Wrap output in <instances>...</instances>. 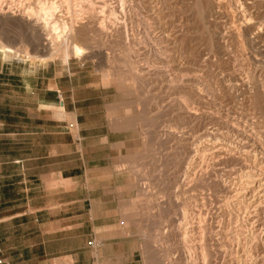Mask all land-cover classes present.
Here are the masks:
<instances>
[{
  "label": "rangeland",
  "instance_id": "rangeland-1",
  "mask_svg": "<svg viewBox=\"0 0 264 264\" xmlns=\"http://www.w3.org/2000/svg\"><path fill=\"white\" fill-rule=\"evenodd\" d=\"M65 2L58 0V11L47 20L44 34H31L16 21H1L0 41L21 49L25 45L30 54H48L34 45L55 32L52 26L63 31L61 20L76 18L73 15L79 12L84 21H91L87 7L78 11ZM108 3L117 5L99 8L104 14L98 23L89 22L90 29L82 35L73 31L80 34L78 43L87 50L83 57L71 54L67 59L68 53L59 52L41 60L25 53L0 52L5 60L37 68L45 98L52 97L48 87L58 86L61 101L76 109V118L72 114L69 118L68 112H58L56 117L77 136L78 213L96 211L95 226L110 227V236L124 243V264H204L207 260L228 264L231 257L237 264H264V229L247 217L251 206L262 200L261 193L256 187L253 200L251 196L243 201L244 197L231 193L240 180L233 183L222 169L233 161L231 153L242 156L229 124L252 127L264 152V63L256 59L264 45V0ZM238 4L239 10L250 7L246 12L253 22H263V31L252 29L258 32L256 45L246 42L234 8ZM233 30L240 38L233 37ZM69 44L58 41L63 49ZM243 60L245 68L240 65ZM242 78L245 85L238 81ZM216 142L223 143L222 165H218ZM191 227L204 236L203 248L195 246ZM186 228L192 233L184 232V240ZM222 229L229 232L224 240L233 241L234 249L242 253L223 257L217 252ZM106 237V233L89 235L87 244L95 255L99 246L94 248L90 242L100 244ZM186 246L193 249L189 252ZM202 252L207 258H202Z\"/></svg>",
  "mask_w": 264,
  "mask_h": 264
},
{
  "label": "crops",
  "instance_id": "crops-1",
  "mask_svg": "<svg viewBox=\"0 0 264 264\" xmlns=\"http://www.w3.org/2000/svg\"><path fill=\"white\" fill-rule=\"evenodd\" d=\"M44 88L36 67L0 54V264H124L112 229L77 211V136L57 118L76 109ZM103 233L95 255L87 240Z\"/></svg>",
  "mask_w": 264,
  "mask_h": 264
},
{
  "label": "bare ground",
  "instance_id": "bare-ground-1",
  "mask_svg": "<svg viewBox=\"0 0 264 264\" xmlns=\"http://www.w3.org/2000/svg\"><path fill=\"white\" fill-rule=\"evenodd\" d=\"M66 2L65 3H68L69 5L70 4H72V8H77L78 9V11L80 10V11H83L84 9H86V7H87V9L85 10L86 11V13H88V15L90 16V20L91 21H93V22H99V20L101 19V16L104 14L103 12L100 14V11H99V8H102L103 10H104V7L105 8H107L109 5H111V4H115V5H117L116 3H111V2H119V0H98V1H96V0H73V1H70V0H65ZM123 4H124V1L123 0H120ZM97 2H99L100 4L98 5L97 4ZM108 2H110L111 4H109ZM128 2V1H127ZM216 2V1H215ZM247 2V1H246ZM68 4H67V6H68ZM109 4V5H108ZM128 4V3H127ZM242 4V3H241ZM244 4V3H243ZM242 4V5H243ZM248 4H249V2H248ZM256 4V3H255ZM106 5H107V7H106ZM234 6H236V5H234ZM234 6H232V8L234 7ZM252 6V5H251ZM122 7V6H121ZM240 7H242L241 5L239 6V4H238V6L237 7H234L235 8V10H237V21L239 22V25H240V27H242L243 29H244V35H246V37H245V39H246V42L248 43V44H255V41L257 40V37H259V36H257L256 37V34H258V32L257 33H255V31L253 32L252 31V29H257L258 31H263L262 30V23L263 22H261V21H259L258 19V21H255L256 19H254V21L255 22H253V20H252V16H250V15H248L247 14V12L246 11H249L250 10V7H249V5H248V9H246V10H244V9H240L239 10V8ZM58 8H59V5H58V0H8V1H6V2H4V1H2V2H0V22L1 21H10V22H13V21H16V22H19L20 24H24L26 27H28V31L31 33V34H34V33H39V34H41V33H43L44 31H45V28H46V26L50 23L49 21H47L48 19H51V18H53V16L55 15V13H56V11H58ZM68 8V7H67ZM70 8V7H69ZM254 8V7H253ZM110 9H111V7H110ZM252 9V8H251ZM75 10V9H74ZM152 10H154L155 11V13H157V9L155 8V9H152ZM254 10V9H253ZM117 11V10H116ZM161 11V10H160ZM67 12V11H66ZM70 12V11H69ZM73 12V11H72ZM77 12V11H76ZM105 12V11H104ZM235 12V11H234ZM251 12V11H250ZM58 13V12H57ZM68 13V12H67ZM85 13V12H84ZM83 13V14H84ZM259 13V12H258ZM257 13V14H258ZM76 14V13H75ZM114 14H116V12H114ZM250 14V13H249ZM252 14V13H251ZM72 15V14H71ZM70 15V16H71ZM260 15V14H259ZM73 16H75L76 18H73V17H69V16H66L67 18H68V20H67V18L64 20H61V21H64V26H62L63 27V31L60 29V30H58V27L56 26V27H54V26H50L51 28H54L55 29V34L54 33H51V35L50 36H47V37H45V38H42L41 37V39L42 40H38V41H36L35 42V47L37 48V49H40L41 51L42 50H48V54H46V55H41V56H39V54H37L38 53V50L36 51V54L37 55H35V54H30L29 53V49H28V47L27 46H25L24 45V47H23V49H21L20 47H19V45L18 46H16L15 44H10V43H4V42H1L0 41V52H2V53H5V55H7V54H18V53H25V56H26V54L28 55V54H30V56L32 55L33 57H35V58H39L40 57V59L42 60V58H44V59H49L50 57L52 58V56H53V54L54 55H56V53H58V54H60L59 52H61V54H62V52H65L66 54H67V56H66V58L68 59V57L71 55V54H73L74 56H76V57H83V55L84 54H86L87 53V50L83 47V46H81L79 43H78V40H79V38L78 37H80L79 35H77V33H73V31L74 30H78L79 31V33H81V35H82V32L83 31H86V30H88V29H90V26H88L89 24V22H91V21H84V18H83V16L81 17V12H79V13H77L76 15H73ZM258 16V15H257ZM256 16V17H257ZM51 17V18H50ZM228 17V16H227ZM230 17V16H229ZM253 17H255L254 15H253ZM255 17V18H256ZM61 18V17H60ZM88 18V17H87ZM264 18V17H263ZM158 19V18H157ZM53 20V19H52ZM51 20V21H52ZM55 20H56V18H55ZM230 20H232V19H230ZM149 21V20H148ZM57 22V21H56ZM52 23H53V21H52ZM52 23L50 24V25H52ZM86 23V24H85ZM92 23V22H91ZM156 24V22H153L152 23V29L154 28V25L153 24ZM233 23V22H232ZM82 24H84V25H82ZM60 25H62L61 23H60ZM150 25H151V23H150ZM235 25H236V23H235ZM264 25V24H263ZM100 26V29H104V27H105V23H104V21H101V24L99 25ZM50 27H49V30H50ZM61 27V28H62ZM78 27H80V28H78ZM235 27V26H234ZM239 27V26H238ZM123 28V27H122ZM125 28V27H124ZM53 29V30H54ZM92 29V28H91ZM232 29V28H231ZM230 29V30H231ZM52 30V29H51ZM148 30H150V29H148ZM239 30V29H238ZM154 31V30H153ZM50 31H48V33H49ZM115 32V31H114ZM144 32V31H143ZM73 33V35H72V37H71V34ZM106 33V32H105ZM145 33H147V32H145ZM152 33V32H151ZM231 33H232V35H233V37H236L237 35H238V33H236L234 30L233 31H231ZM264 33V32H263ZM44 34V33H43ZM52 34H54V35H52ZM242 34V33H241ZM260 34V33H259ZM155 35V34H154ZM231 35V34H230ZM243 35V36H244ZM42 36V35H41ZM219 36V35H218ZM226 36V35H225ZM239 36V35H238ZM242 36V35H241ZM260 36H262L261 34H260ZM71 37V38H70ZM160 37V36H159ZM162 37V36H161ZM164 37H166V35L164 36ZM168 37V36H167ZM166 37V38H167ZM224 37V36H223ZM222 37V38H223ZM227 37V36H226ZM232 37V36H231ZM232 37V38H233ZM71 39V43L69 44L67 41H69L70 39ZM220 38V37H219ZM239 38H240V36H239ZM261 38V37H260ZM263 38H264V36H263ZM242 39V38H241ZM64 41L65 40V44H67V46H68V44L69 45H71L70 46V48L68 47V48H65V49H63L60 45H58V41ZM162 40V39H161ZM240 40V39H239ZM258 40H260V39H258ZM263 41V40H262ZM67 42V43H66ZM164 42V41H163ZM158 43V42H157ZM159 44V43H158ZM253 44V45H254ZM262 44V43H261ZM260 44V45H261ZM256 45V44H255ZM86 47V46H85ZM251 47V46H250ZM260 47V46H259ZM258 47V48H259ZM89 50H91V49H89ZM161 51V50H160ZM243 51V50H242ZM33 52V51H32ZM35 52V51H34ZM64 53V54H65ZM226 53V52H225ZM238 53V52H237ZM60 54V55H61ZM229 54V53H228ZM259 57L258 58H256L257 59V61L259 62H262V63H264V45H262L261 47H260V49H259ZM64 56V55H63ZM241 56H242V53H241ZM244 56V55H243ZM28 57V56H27ZM247 57H249V55L247 56ZM32 58V57H31ZM250 58V57H249ZM252 58V57H251ZM238 59V58H237ZM244 59V58H243ZM256 59H254V61L256 60ZM242 60V59H241ZM245 60V59H244ZM243 60V62L241 61V63H240V65L242 66V67H244L245 66V61ZM253 60V59H252ZM234 62V61H233ZM247 62H249L248 60H247ZM252 62V61H251ZM255 63V62H254ZM257 65L259 64V63H256ZM239 65V66H240ZM240 66V67H241ZM247 66V65H246ZM258 66H260V65H258ZM245 68V67H244ZM250 70V69H249ZM248 72V71H247ZM246 72V73H247ZM248 75H250V74H248ZM112 79L113 78H106V80L110 83V82H112ZM116 81V80H115ZM238 81L239 82H241V84H243V85H245V80H243V78L242 79H238ZM237 81V82H238ZM107 83V82H106ZM246 84H248V83H246ZM246 87V86H245ZM248 100V99H247ZM189 106V105H188ZM188 108V107H187ZM190 108V107H189ZM250 123V122H249ZM251 123H253V122H251ZM228 125V124H227ZM238 126L239 125H236V124H229V126H228V128L227 129H230L231 131H235L236 133V136H237V151H239L238 153H240V154H242V156H237V155H235L234 153H231V159L233 160H231L232 162H228L229 163V165H227V166H223V172H224V174H225V176H227V178L229 179V180H231V181H233V183H234V181L236 180H240V182L237 184L236 182L234 183V184H236V186L238 185V187H236V188H234L233 190H231V193L232 194H235V195H237V196H242V197H244V200L243 201H245V197H251L252 196V200H253V195H254V192H255V190H254V188H258L259 189V191H260V193H261V195H260V198H262V200L261 201H259V202H256V203H254L252 206H251V211L250 212H248L247 214H248V218L250 219V221L251 220H254V222H255V224H256V226L257 227H259V228H262V229H264V152H263V147L259 144L260 142H258V139L256 138V136H257V134H256V132L254 131V129H252V127L251 128H249L248 126H244V127H242V129L241 128H238ZM250 126V125H249ZM240 127V126H239ZM256 130V129H255ZM172 133L173 132H171V133H169V134H171V136H172ZM220 133V132H219ZM218 133V134H219ZM221 133H223V131H221ZM217 134V135H218ZM234 134V133H233ZM174 135V134H173ZM205 135H209V136H212L211 134H209L208 132H207V134L205 133ZM170 136V135H169ZM168 136V137H169ZM170 136V137H171ZM235 136V137H236ZM174 137V136H173ZM196 137H197V135H196ZM220 137V136H219ZM223 137V136H222ZM198 138V137H197ZM203 138V137H202ZM218 138V137H217ZM234 138V137H233ZM213 139H214V137H213ZM260 139V138H259ZM219 140V139H218ZM220 141V140H219ZM235 141V140H234ZM200 142V141H199ZM235 142V143H236ZM196 143V142H195ZM215 150H216V152L215 153H217V155L219 156L218 158V165H222L224 162H223V158L221 157L220 158V156L222 155L223 156V151H224V147H223V143H215ZM192 148V147H191ZM231 148V147H230ZM230 150V149H229ZM236 150V149H235ZM199 151V150H198ZM226 151V150H225ZM232 151H233V149H232ZM195 152V151H194ZM231 152V151H230ZM229 152V153H230ZM235 152V151H234ZM197 154H198V152H197ZM212 154V153H211ZM225 154V153H224ZM202 157V156H201ZM214 159H216V158H214ZM229 160V161H230ZM223 162V163H222ZM227 163V164H228ZM202 164V163H201ZM236 166V167H235ZM238 167V168H237ZM191 171V170H190ZM207 171V170H206ZM191 173V172H190ZM187 177V176H186ZM232 183V184H233ZM223 184V183H222ZM233 184V185H234ZM230 190V189H229ZM251 194H253V195H251ZM256 194V193H255ZM236 196V197H237ZM248 198V199H249ZM250 199V200H251ZM255 200H257V199H255ZM223 202V201H222ZM253 202V201H252ZM223 204H224V202H223ZM248 204V203H247ZM250 204V203H249ZM223 206V205H222ZM250 206V205H249ZM208 210V209H207ZM247 211H249V208H248V210ZM187 212V211H186ZM185 212V213H186ZM221 213V212H220ZM187 215H188V212L186 213ZM186 214H184V215H186ZM184 219H185V217H184ZM187 220H188V218H187ZM185 221V220H184ZM184 221H181L180 223H181V225H182V222H184ZM188 223H190L189 221H188ZM184 224H186V223H184ZM179 226H180V224H179ZM185 226V225H184ZM192 226V225H191ZM174 227V226H173ZM171 228V229H173L174 230V228ZM212 227V226H211ZM188 228V227H187ZM187 228L185 229V230H183V238H184V240H187L186 239V237H184V236H189V234L190 233H192V232H194V233H192V234H190V235H192L193 236V234H194V239H195V246L197 247V245H200V247L201 248H203V246H202V244H204L203 243V241H201V240H205V238H204V236L203 235H196V231H195V228L194 227H191V231L192 232H190L189 234H188V232H189V230H187ZM219 228H220V226H219ZM259 228H257V230L259 229ZM176 229V228H175ZM179 229H181V227L179 228ZM178 229V230H179ZM225 229V228H224ZM224 229H222V231H220L219 233L222 235V240L220 241V243L218 244L219 245V248L217 249V252L218 253H220V255L221 254H223V257L225 256H228V257H231L232 256V254H239L241 251H239V253H238V251L237 250H235L234 249V246H233V241L231 242V240H228L227 239V237H226V239L224 240V238H225V231H224ZM177 230V231H178ZM182 230V229H181ZM171 231V230H170ZM201 231V230H200ZM199 231V233H201ZM217 231V230H216ZM215 231V232H216ZM226 231H228L227 229H226ZM260 231V230H259ZM173 232V231H172ZM174 232H175V230H174ZM187 234V235H185V233ZM231 232V231H230ZM229 232H227L226 234H228ZM262 233H263V231H262ZM171 234V233H170ZM174 234H176V233H174ZM201 234H203V233H201ZM259 234V233H258ZM196 235V236H195ZM230 236H231V234H230ZM263 236H264V234H263ZM228 237H229V235H228ZM232 237V236H231ZM230 237V238H231ZM187 238H189V237H187ZM220 238V237H219ZM192 239V238H191ZM206 239H208L207 237H206ZM218 239V238H217ZM209 241V240H208ZM218 241V240H217ZM185 242V241H184ZM190 242V241H189ZM186 243V242H185ZM186 245V244H185ZM194 245V244H193ZM188 246V245H187ZM186 246V247H187ZM190 246H191V244H190ZM194 246V247H195ZM206 246V245H205ZM206 247H208V246H206ZM189 248H191V247H189ZM188 247H187V249H189ZM236 249H237V247H235ZM241 248V247H240ZM239 248V249H240ZM191 249H193V248H191ZM213 249V248H212ZM199 250V249H198ZM241 250V249H240ZM243 250V249H242ZM188 251V250H187ZM200 251V250H199ZM203 251V250H202ZM206 251V250H205ZM189 252H190V249H189ZM244 252V251H243ZM242 253V252H241ZM167 254H169L168 252H167ZM202 254H203V256H202ZM202 254H201V256H202V258L203 259H205V258H207V256L206 257H204L205 255L204 254H206L205 252H202ZM209 254V253H208ZM247 255V254H246ZM250 255V254H249ZM209 256V255H208ZM239 256H241V255H239ZM244 256H245V254H244ZM243 255H242V257H244ZM168 257V256H167ZM246 257V256H245ZM190 258V257H189ZM200 258V257H199ZM241 258V257H240ZM251 257H248V259H250ZM172 259V258H171ZM244 259V258H243ZM247 259V258H246ZM262 259H263V257H262ZM201 260V259H200ZM175 261V260H174ZM173 261V262H174ZM202 261V260H201ZM204 262H205V260H203ZM202 261V262H203ZM208 261V260H207ZM207 261H206V263H207ZM223 261V260H222ZM241 261V260H240ZM244 261V260H243ZM246 261H248V260H246ZM259 261V260H258ZM264 261V260H263ZM198 262V261H197ZM209 262V261H208ZM219 262V261H218ZM228 262V261H227ZM230 263H228V264H237L236 263V261H235V258L234 259H232V257H231V259H230V261H229ZM171 263V262H170ZM174 263H177V262H174ZM187 263V262H186ZM206 263H204V264H206ZM241 263H242V261H241ZM244 263L245 264H248V262L246 263L245 261H244ZM262 263V262H261ZM169 264V263H168ZM171 264H173V263H171ZM177 264H179V263H177ZM203 264V263H202ZM208 264V263H207Z\"/></svg>",
  "mask_w": 264,
  "mask_h": 264
},
{
  "label": "built area",
  "instance_id": "built-area-1",
  "mask_svg": "<svg viewBox=\"0 0 264 264\" xmlns=\"http://www.w3.org/2000/svg\"><path fill=\"white\" fill-rule=\"evenodd\" d=\"M90 245H92V247L96 248V247H98L100 244H99V242L91 241V242H90ZM0 252H1V247H0ZM0 262H1V260H0Z\"/></svg>",
  "mask_w": 264,
  "mask_h": 264
}]
</instances>
